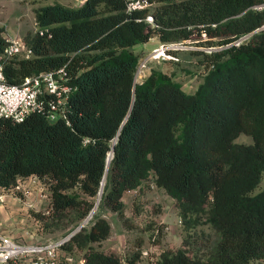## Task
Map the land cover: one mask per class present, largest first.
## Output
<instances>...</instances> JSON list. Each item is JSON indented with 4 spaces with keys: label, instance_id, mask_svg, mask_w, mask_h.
<instances>
[{
    "label": "trees",
    "instance_id": "1",
    "mask_svg": "<svg viewBox=\"0 0 264 264\" xmlns=\"http://www.w3.org/2000/svg\"><path fill=\"white\" fill-rule=\"evenodd\" d=\"M149 1L132 10L126 0L36 8L37 30L22 36L33 54L6 60V80L19 83L64 66L74 88L66 117L40 111L20 121L0 117V191L35 177L49 192L47 211L35 216L47 224L46 217L62 219L73 209L74 228L94 206L105 170L96 207L104 203L123 218L124 192L151 177L175 198L184 236L182 246L162 249L148 264H264V186L255 191L264 172V6L254 7L263 0ZM194 33L220 45L195 50L205 73L194 91L157 68L135 81L134 44ZM4 43L0 27V52ZM242 132L252 141L236 142ZM202 222L217 234L205 250L192 246ZM110 230L93 211L62 240L65 255L51 264H73L65 256L75 250L83 258L76 264H123L118 254L93 245ZM161 234L158 226L155 242Z\"/></svg>",
    "mask_w": 264,
    "mask_h": 264
},
{
    "label": "rangeland",
    "instance_id": "2",
    "mask_svg": "<svg viewBox=\"0 0 264 264\" xmlns=\"http://www.w3.org/2000/svg\"><path fill=\"white\" fill-rule=\"evenodd\" d=\"M60 2L68 6L77 4L76 0H0V27L3 32L23 36L36 27L35 10L42 4ZM210 40H216L212 38ZM207 41L203 35L196 33L190 39L173 41L174 44L171 57H152L153 49L161 42L157 35L151 36L147 41L136 43L133 50L139 55L141 64L140 81L152 68L162 69L171 73L175 79L180 81L182 88L187 92L195 90L202 81L205 66L200 62L201 53L195 50L207 51L219 49V44L202 43ZM236 142L248 143L252 141L251 135L239 133ZM12 188L13 213L12 238L18 242L46 243L61 239L73 228L75 211L70 209L62 219H51L46 217L47 224L42 223L34 214L46 212L48 208V190L40 180H29L21 178ZM106 182V175L102 188ZM264 186V172L255 188V191ZM102 191V190H101ZM101 194V193H100ZM100 194L97 193L95 202L99 203ZM134 200V201H133ZM124 216L121 217L108 205L100 203L94 213L104 216L111 225L109 235L99 242H93L97 249L114 252L121 256L123 264H127V258L135 252H140L135 264H148L149 261L158 258L162 249L177 248L182 246L184 231L182 230L178 207L174 197L170 196L163 188L157 187L152 178L143 180L138 189L126 190L123 194ZM135 202L140 206V211L135 212ZM90 218V217H89ZM88 218V220H89ZM87 220V221H88ZM86 223V222H85ZM162 228L159 241L155 242L157 228ZM193 247L205 250L207 245L212 244L217 234L208 223L202 222L197 226ZM59 257L65 255L63 249H59ZM69 254V253H68ZM67 255V254H66ZM70 262L76 264L82 261V251L75 250L70 254Z\"/></svg>",
    "mask_w": 264,
    "mask_h": 264
},
{
    "label": "built area",
    "instance_id": "3",
    "mask_svg": "<svg viewBox=\"0 0 264 264\" xmlns=\"http://www.w3.org/2000/svg\"><path fill=\"white\" fill-rule=\"evenodd\" d=\"M76 1V5H78L85 0ZM150 5L151 1L149 0H126L127 10ZM263 6L264 0L254 7L259 9ZM145 18L147 21L153 22L151 14H147ZM36 30L37 24L33 31ZM3 37L5 43L0 52V117H8L20 121L31 111L44 112L50 119L66 117L68 96L74 88L68 82L70 76L66 68L62 66L55 70H45L27 75L19 83L9 82L5 77L4 62L15 55L28 58L33 54V48L23 40L22 36L3 32ZM243 38L245 37L240 39ZM240 39L235 42L238 43ZM173 45L172 42L159 43L153 49L152 57L175 58L169 51ZM141 76V64L139 63L135 71V80ZM35 179L37 178H31V180ZM5 193L6 191H0V199L4 198ZM62 239L48 241L44 244H25L0 231V263L51 264L59 258L58 251ZM65 258L68 261L72 259L70 255H66Z\"/></svg>",
    "mask_w": 264,
    "mask_h": 264
},
{
    "label": "crops",
    "instance_id": "4",
    "mask_svg": "<svg viewBox=\"0 0 264 264\" xmlns=\"http://www.w3.org/2000/svg\"><path fill=\"white\" fill-rule=\"evenodd\" d=\"M151 70V69H150ZM150 70L148 72H150ZM148 74V73H147ZM12 198H14L11 192L6 191L5 196L3 199H0V231L12 236L13 231V212L10 211L8 207L12 208L13 202ZM2 264V263H0ZM6 264H19L16 262H9Z\"/></svg>",
    "mask_w": 264,
    "mask_h": 264
},
{
    "label": "water",
    "instance_id": "5",
    "mask_svg": "<svg viewBox=\"0 0 264 264\" xmlns=\"http://www.w3.org/2000/svg\"><path fill=\"white\" fill-rule=\"evenodd\" d=\"M262 27H264V24L260 27V28H262ZM258 29V28H257ZM247 35H249V34H246V35H244V36H242V37H246ZM136 81V80H135ZM111 156H112V149L108 152V156H107V161L111 158ZM105 175H106V170H105V173H104V175H103V178H102V180H101V185H100V189H99V191H98V193L100 194L101 193V190H102V185H103V181H104V178H105ZM96 206H97V202H95V204H94V206L92 207V209L90 210V212L86 215V217L79 223V224H77L66 236H64L63 237V239H65V238H67L68 236H70L74 231H76L77 229H79L80 228V226H82L84 223H85V221H87L88 220V218L92 215V213H93V211L95 210V208H96ZM62 239V240H63Z\"/></svg>",
    "mask_w": 264,
    "mask_h": 264
},
{
    "label": "bare ground",
    "instance_id": "6",
    "mask_svg": "<svg viewBox=\"0 0 264 264\" xmlns=\"http://www.w3.org/2000/svg\"><path fill=\"white\" fill-rule=\"evenodd\" d=\"M105 179V178H104ZM103 183H104V181H103Z\"/></svg>",
    "mask_w": 264,
    "mask_h": 264
}]
</instances>
